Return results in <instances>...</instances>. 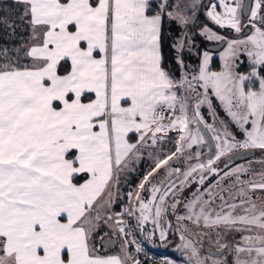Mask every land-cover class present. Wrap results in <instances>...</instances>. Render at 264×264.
I'll use <instances>...</instances> for the list:
<instances>
[{"label":"snow or ice","instance_id":"obj_1","mask_svg":"<svg viewBox=\"0 0 264 264\" xmlns=\"http://www.w3.org/2000/svg\"><path fill=\"white\" fill-rule=\"evenodd\" d=\"M157 240L264 264V0H0V264Z\"/></svg>","mask_w":264,"mask_h":264},{"label":"rangeland","instance_id":"obj_2","mask_svg":"<svg viewBox=\"0 0 264 264\" xmlns=\"http://www.w3.org/2000/svg\"><path fill=\"white\" fill-rule=\"evenodd\" d=\"M145 245L149 246L152 250H154L157 253L164 254L166 252L172 253V256H175L173 259L172 257L168 258V260H173L176 262V264H181V256L180 254L174 249V247L169 244V245H163L157 240L155 243H149L147 241L143 242Z\"/></svg>","mask_w":264,"mask_h":264},{"label":"built area","instance_id":"obj_3","mask_svg":"<svg viewBox=\"0 0 264 264\" xmlns=\"http://www.w3.org/2000/svg\"><path fill=\"white\" fill-rule=\"evenodd\" d=\"M144 248L146 256H142V259L145 260L146 264H165L167 257L164 254H159L151 249L149 250L145 246Z\"/></svg>","mask_w":264,"mask_h":264},{"label":"trees","instance_id":"obj_4","mask_svg":"<svg viewBox=\"0 0 264 264\" xmlns=\"http://www.w3.org/2000/svg\"><path fill=\"white\" fill-rule=\"evenodd\" d=\"M143 245H144V243H143ZM147 249H151V248H148L146 245H144ZM152 250V249H151ZM154 251V250H153ZM160 254V253H159ZM164 256H166L167 257V260H168V258H170V257H172V258H174L175 256H172V253H169V252H166V253H164ZM166 260V261H167Z\"/></svg>","mask_w":264,"mask_h":264},{"label":"crops","instance_id":"obj_5","mask_svg":"<svg viewBox=\"0 0 264 264\" xmlns=\"http://www.w3.org/2000/svg\"><path fill=\"white\" fill-rule=\"evenodd\" d=\"M145 245V244H144ZM147 246V245H146ZM148 248H150L149 246H147ZM173 259H175V258H173Z\"/></svg>","mask_w":264,"mask_h":264}]
</instances>
